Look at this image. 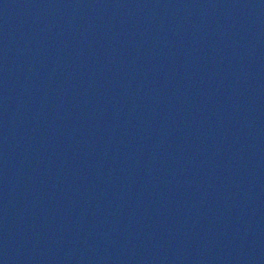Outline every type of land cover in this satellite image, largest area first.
<instances>
[{
	"label": "water",
	"instance_id": "obj_1",
	"mask_svg": "<svg viewBox=\"0 0 264 264\" xmlns=\"http://www.w3.org/2000/svg\"><path fill=\"white\" fill-rule=\"evenodd\" d=\"M0 264H264V0H0Z\"/></svg>",
	"mask_w": 264,
	"mask_h": 264
}]
</instances>
